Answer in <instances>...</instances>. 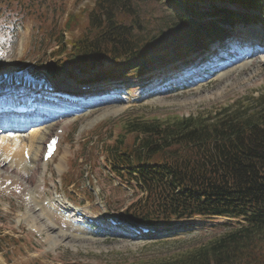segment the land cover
<instances>
[{"label":"rangeland","instance_id":"374dc122","mask_svg":"<svg viewBox=\"0 0 264 264\" xmlns=\"http://www.w3.org/2000/svg\"><path fill=\"white\" fill-rule=\"evenodd\" d=\"M94 1L0 0V18L8 11L13 15L8 22L0 21V96L18 101L14 99L19 97L17 93L24 95L29 90L26 85L34 86L29 75L32 65L39 60L44 65L40 70L46 72L45 67L55 61L50 54L57 49L56 44L34 55L32 34L38 21L47 18V26L55 28L63 25L68 15L93 8ZM141 3L145 10L150 7ZM196 3L211 11L230 1ZM230 8L243 12L239 5ZM19 11L25 13V19L14 29V22L21 21L20 16L15 17ZM260 15L250 24L232 29V39L225 43L213 42L206 51L194 52L143 77L117 75L114 79L102 74L93 81L92 74L104 71L106 65L87 75L76 71L82 82L79 85L66 76L54 83L50 80L48 84H55L61 92L43 97L52 103L60 102L61 97L72 102L54 106L52 113L39 114L34 117L36 122L21 130H37L44 135L43 140L34 142L37 160L30 166L36 167L35 173L22 176L19 167L12 168L8 160L4 161L0 149V264L158 263L237 228V220L195 218L186 222L190 226L186 231L157 224L144 236H135L131 230H136L135 224L124 221V214L139 191L134 184L125 186L111 171L103 144L111 145L124 135L123 127L130 122L206 115L263 94L264 51L256 54V48L264 49V43L260 45L255 37L260 33L264 42V15ZM191 62L189 69L199 75L177 80L175 69ZM84 86L90 95L75 99L74 91ZM35 93L24 96L34 99ZM61 126L65 128L59 150L52 161L44 162V143L60 132ZM11 131L0 130V144L4 134ZM63 179L72 185L62 183ZM108 221L115 226H109Z\"/></svg>","mask_w":264,"mask_h":264},{"label":"trees","instance_id":"16d2710c","mask_svg":"<svg viewBox=\"0 0 264 264\" xmlns=\"http://www.w3.org/2000/svg\"><path fill=\"white\" fill-rule=\"evenodd\" d=\"M141 1L150 7L145 10ZM228 1L209 11L198 0H96L55 28L41 19L32 34L34 55L56 44L50 54L55 61L42 72L37 60L29 75L35 81H46V75L74 79L76 71L87 75L107 65L92 74L98 79L161 69L213 42L225 43L235 24L257 18L230 7L264 15V0ZM19 13L14 29L25 19ZM12 19L8 11L0 21ZM123 128L124 135L103 147L111 171L139 191L125 219L151 226L216 217L239 222L205 244L151 264H264V93L206 115L139 120Z\"/></svg>","mask_w":264,"mask_h":264},{"label":"bare ground","instance_id":"6f19581e","mask_svg":"<svg viewBox=\"0 0 264 264\" xmlns=\"http://www.w3.org/2000/svg\"><path fill=\"white\" fill-rule=\"evenodd\" d=\"M256 39H259V38H256ZM260 45H262V44H260ZM256 49H257L256 54H260V52L264 51L262 46H259ZM39 89H41V88H39ZM68 89H71V88H68ZM37 101L40 103L44 102L40 99H38ZM24 103H25V101H20V100L10 101V103L6 102L5 105H11V107L6 109V110H3L0 113V117H1V115L8 116L9 113L11 114V112L13 111L14 106H15L13 104H24ZM23 128L24 127H22V126H16V125L9 127L8 125H6L4 123H0V130L1 131H5L6 129L12 130L11 132H6V134H4V139L2 140V143L0 144V149L3 151V154H4L3 159H5L4 161L8 160L11 163L12 168L19 167V168H17V170L19 169V172L20 171L22 172L21 173L22 176H28V175H32L33 173H35V169H36V167L30 166L31 163H33V160H37V158L35 157V156H37V154H36V146L34 145V142H37V140H40V141L43 140L44 135L40 131L37 132V130H35V131L29 130V131L22 132L21 130H24ZM60 128H61V131H63V129L65 127L61 126ZM55 136L59 138V142H60V138L62 135H60L58 133H54L50 138L55 137ZM55 139H56L55 144L57 143L56 144V146H57L56 151H58L60 143L57 141V138H55ZM48 140L46 141V143L48 142ZM45 145H44L43 153L44 152L46 153L49 151V149ZM39 151H40V149H39ZM33 156L35 158H33ZM41 156H43V155H41ZM21 166H22V169H20ZM44 181L45 180L43 178L41 182L44 183ZM108 225H110V224L108 223Z\"/></svg>","mask_w":264,"mask_h":264},{"label":"water","instance_id":"95a60500","mask_svg":"<svg viewBox=\"0 0 264 264\" xmlns=\"http://www.w3.org/2000/svg\"><path fill=\"white\" fill-rule=\"evenodd\" d=\"M199 10H201V9H199Z\"/></svg>","mask_w":264,"mask_h":264}]
</instances>
